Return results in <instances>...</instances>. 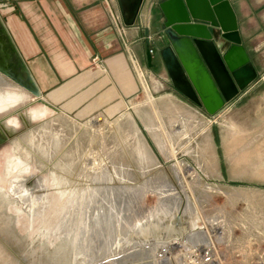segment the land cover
Masks as SVG:
<instances>
[{"label":"rangeland","instance_id":"rangeland-1","mask_svg":"<svg viewBox=\"0 0 264 264\" xmlns=\"http://www.w3.org/2000/svg\"><path fill=\"white\" fill-rule=\"evenodd\" d=\"M164 95L38 102L0 73V264H264V69L215 115Z\"/></svg>","mask_w":264,"mask_h":264},{"label":"crops","instance_id":"crops-1","mask_svg":"<svg viewBox=\"0 0 264 264\" xmlns=\"http://www.w3.org/2000/svg\"><path fill=\"white\" fill-rule=\"evenodd\" d=\"M165 1L19 0L0 21L17 68L28 73L50 101L73 99L75 105L87 98L107 103L143 90L193 102L174 86L161 55L166 47L161 36ZM229 1L242 45L260 73L264 0ZM165 95L162 98L169 99Z\"/></svg>","mask_w":264,"mask_h":264},{"label":"water","instance_id":"water-1","mask_svg":"<svg viewBox=\"0 0 264 264\" xmlns=\"http://www.w3.org/2000/svg\"><path fill=\"white\" fill-rule=\"evenodd\" d=\"M161 8L165 16L161 36L166 44L161 55L174 86L205 108L208 114L215 115L257 77L242 45L231 2L167 0ZM0 25V73L30 92L39 99L38 102H44L43 93L31 76L17 68L13 61L12 43L1 21ZM1 137L0 144L3 142ZM95 219L94 224L98 226V218ZM161 224V221H149L147 226L134 225L122 230V234L125 239L143 237L147 240L149 235L156 234L162 228ZM192 227H195V223ZM129 229L134 231L131 233Z\"/></svg>","mask_w":264,"mask_h":264},{"label":"flooded vegetation","instance_id":"flooded-vegetation-1","mask_svg":"<svg viewBox=\"0 0 264 264\" xmlns=\"http://www.w3.org/2000/svg\"><path fill=\"white\" fill-rule=\"evenodd\" d=\"M35 102H37V101H34V102H32V103H35ZM44 102H46V101H44ZM28 105H26L24 108H26Z\"/></svg>","mask_w":264,"mask_h":264},{"label":"built area","instance_id":"built-area-1","mask_svg":"<svg viewBox=\"0 0 264 264\" xmlns=\"http://www.w3.org/2000/svg\"><path fill=\"white\" fill-rule=\"evenodd\" d=\"M153 51H151V53H152ZM97 59H95V61H96Z\"/></svg>","mask_w":264,"mask_h":264}]
</instances>
